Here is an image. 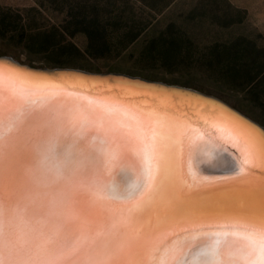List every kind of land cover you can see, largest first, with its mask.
<instances>
[{
    "label": "snow or ice",
    "instance_id": "obj_1",
    "mask_svg": "<svg viewBox=\"0 0 264 264\" xmlns=\"http://www.w3.org/2000/svg\"><path fill=\"white\" fill-rule=\"evenodd\" d=\"M14 75L33 83L41 96L21 110L0 93V264H264V180L257 190L260 211L247 217L253 231L242 251L165 248L156 258L165 229L177 221L206 222L221 211L201 206L198 197L185 191L177 161L185 151L197 159L200 153L184 123L186 114L144 108L135 127L117 135L108 124L89 128L73 114L84 112L83 104L75 110L57 107L46 91L54 89L91 105L94 95L107 94L119 102L165 96L184 86L132 76L91 81L92 74L74 68ZM225 118L241 127L231 116ZM243 135L242 162L228 156L201 160L203 170L226 173L224 182L232 184L245 183L244 166L250 159L264 172V139L257 144L251 133ZM89 168L135 169L145 177L143 190L135 197L79 192L77 177ZM85 198L88 203L81 206Z\"/></svg>",
    "mask_w": 264,
    "mask_h": 264
},
{
    "label": "rangeland",
    "instance_id": "obj_2",
    "mask_svg": "<svg viewBox=\"0 0 264 264\" xmlns=\"http://www.w3.org/2000/svg\"><path fill=\"white\" fill-rule=\"evenodd\" d=\"M3 12L0 56L181 85L264 127V109L227 87L224 75L229 66L246 80L244 61L264 50V0H0ZM78 21L96 28L94 43Z\"/></svg>",
    "mask_w": 264,
    "mask_h": 264
},
{
    "label": "water",
    "instance_id": "obj_3",
    "mask_svg": "<svg viewBox=\"0 0 264 264\" xmlns=\"http://www.w3.org/2000/svg\"><path fill=\"white\" fill-rule=\"evenodd\" d=\"M45 69L52 68L31 66L10 56L1 55L0 72L3 73V77L0 79V93L10 98L21 110H26L31 106L33 99H40L41 94L33 83L17 79L14 73L32 74L38 70ZM82 71L92 74L88 76L91 81L115 80L130 76L123 73H119L123 74L122 76L106 75L115 72ZM40 74L48 75L47 72H41ZM160 83L166 84L164 82ZM188 89L191 88L184 87L183 90H172L165 96L137 97L119 102H113L108 99L107 94H100L90 97V99L96 101L91 105L87 104L86 101L78 100L75 96L65 97L54 89H47L46 91L57 107L75 110L79 105L83 104L86 110L78 112V115H76L78 119H82L87 126L111 125L116 130L117 135L127 133L130 127H135L136 119L139 117L141 109L156 107L166 110L168 113H174L178 117H183L186 114L187 119L184 120V123L189 125L187 131L191 134L196 144L201 139L214 140L224 152L233 158H238L241 162L244 159L241 150H246L242 148L245 144L243 133H251L257 144L264 139V127L259 123L214 96L194 89L188 91ZM57 96L61 98L55 99ZM195 101H199V103H195ZM226 115L231 116L241 127L229 122L225 118ZM218 127L221 129L219 130ZM192 129H195V131L193 132ZM229 134H233L235 142L230 141ZM177 163L181 172L183 169L186 171L183 166V156ZM187 163L190 166L189 160ZM254 164V159H250L249 164L244 166L247 180L243 184L226 183L224 180L216 181V177L202 182L191 183V180H188L182 174L185 191L198 197V203L201 206L212 207L221 211L206 222L190 223L177 221L165 229L160 240L161 251L156 253V258L159 259L163 255L165 248L169 250L186 248L191 243L197 242V240H209L211 238L230 242L235 238L239 240L242 236H248L253 231V227L247 221V217L260 211V200L257 190L261 181L264 180V172L260 168L254 167ZM248 168H252L250 173L247 172ZM76 190L105 196L97 187V184L79 182ZM87 203L88 200L86 198L81 200V206H85ZM225 209L227 211H224ZM146 258L150 261L152 255L149 254Z\"/></svg>",
    "mask_w": 264,
    "mask_h": 264
},
{
    "label": "bare ground",
    "instance_id": "obj_4",
    "mask_svg": "<svg viewBox=\"0 0 264 264\" xmlns=\"http://www.w3.org/2000/svg\"><path fill=\"white\" fill-rule=\"evenodd\" d=\"M74 115H78V111H74ZM88 127L95 128L92 125H88ZM218 129L220 130L221 128L218 127ZM229 136L230 141L235 142L233 134H229ZM197 144L200 146L199 159L190 152L184 153L183 166L186 168V171L183 169L182 174L185 175L188 180H191V183L202 182L215 177L216 181L223 180V177L228 174L215 170L204 171L200 161L211 160L223 156H228L229 158L233 157L224 152L214 140L201 139ZM242 148L246 149V145L244 144ZM188 160L190 166H188ZM79 182L83 184H97V187L107 197L128 195L134 197L143 190L145 177L135 169L126 172H120L118 170L107 172L98 168H89L85 173L77 177V184H79ZM247 237L248 236H242L239 240L235 238L230 242H224L225 240L223 239L213 240L211 238L209 240H197V242H193L190 246L183 249L187 250L189 253H194L200 249L215 246L222 253H239L245 248L248 242Z\"/></svg>",
    "mask_w": 264,
    "mask_h": 264
},
{
    "label": "trees",
    "instance_id": "obj_5",
    "mask_svg": "<svg viewBox=\"0 0 264 264\" xmlns=\"http://www.w3.org/2000/svg\"><path fill=\"white\" fill-rule=\"evenodd\" d=\"M7 14L5 12L0 13V39L5 38V31L7 30V23H5ZM72 17V20H76L78 15L70 16ZM78 24H85L84 22H77ZM92 29H96L94 26H89L87 23L85 24V30L83 31L89 39V42L94 43L95 36ZM26 47V46H25ZM27 51H29V48H25ZM32 51V50H31ZM33 52V51H32ZM41 52V50L36 51ZM260 56H258L256 59L250 58L246 62L244 61L243 64L245 66L243 67L244 71L243 74L245 75L246 80H242V82H239L238 74L232 67L224 68V71L227 73L224 74L225 77H227V87H229L231 90H236L244 93L245 97L250 101L254 102L256 105L264 109V92H260L258 90V86L261 82H264V50H260ZM242 64V66H243Z\"/></svg>",
    "mask_w": 264,
    "mask_h": 264
}]
</instances>
